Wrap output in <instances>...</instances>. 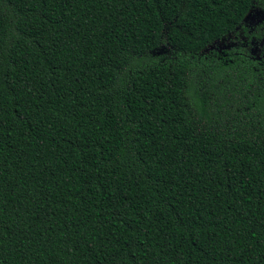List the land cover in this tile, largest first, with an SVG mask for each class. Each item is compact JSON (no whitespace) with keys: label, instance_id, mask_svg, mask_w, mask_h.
<instances>
[{"label":"trees","instance_id":"trees-1","mask_svg":"<svg viewBox=\"0 0 264 264\" xmlns=\"http://www.w3.org/2000/svg\"><path fill=\"white\" fill-rule=\"evenodd\" d=\"M254 2L0 0V264H264Z\"/></svg>","mask_w":264,"mask_h":264},{"label":"rangeland","instance_id":"rangeland-1","mask_svg":"<svg viewBox=\"0 0 264 264\" xmlns=\"http://www.w3.org/2000/svg\"><path fill=\"white\" fill-rule=\"evenodd\" d=\"M264 28V0H255L254 5L244 20L243 27L234 35V41L223 39L217 42L212 48L218 51L231 50L232 47L241 46L249 49L256 58L264 59V37L256 40L251 37L249 32ZM233 37V36H231ZM253 40H252V39ZM251 39V41H248Z\"/></svg>","mask_w":264,"mask_h":264},{"label":"flooded vegetation","instance_id":"flooded-vegetation-1","mask_svg":"<svg viewBox=\"0 0 264 264\" xmlns=\"http://www.w3.org/2000/svg\"><path fill=\"white\" fill-rule=\"evenodd\" d=\"M259 30H261V29H258V30H256V31L260 32ZM253 33H254V31L249 32V34L251 35V37H252L253 39H257L256 36L254 37ZM252 38H251V39H252ZM260 38H261V37H260ZM260 38H259V39H260ZM253 39H252V40H253Z\"/></svg>","mask_w":264,"mask_h":264}]
</instances>
